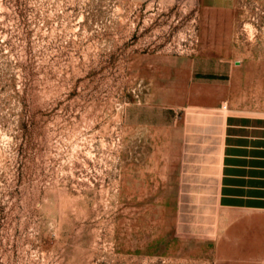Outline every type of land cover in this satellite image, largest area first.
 I'll use <instances>...</instances> for the list:
<instances>
[{"label": "rangeland", "instance_id": "rangeland-1", "mask_svg": "<svg viewBox=\"0 0 264 264\" xmlns=\"http://www.w3.org/2000/svg\"><path fill=\"white\" fill-rule=\"evenodd\" d=\"M194 112L264 115V0H0V264H264L181 212Z\"/></svg>", "mask_w": 264, "mask_h": 264}, {"label": "crops", "instance_id": "crops-1", "mask_svg": "<svg viewBox=\"0 0 264 264\" xmlns=\"http://www.w3.org/2000/svg\"><path fill=\"white\" fill-rule=\"evenodd\" d=\"M185 136L183 214L201 203L190 199L202 196V205L211 206L213 197L218 209L264 210V115L189 113Z\"/></svg>", "mask_w": 264, "mask_h": 264}]
</instances>
